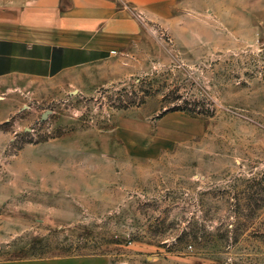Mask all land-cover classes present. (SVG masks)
Wrapping results in <instances>:
<instances>
[{
	"label": "rangeland",
	"instance_id": "obj_1",
	"mask_svg": "<svg viewBox=\"0 0 264 264\" xmlns=\"http://www.w3.org/2000/svg\"><path fill=\"white\" fill-rule=\"evenodd\" d=\"M140 52L0 95V264H264V0H177Z\"/></svg>",
	"mask_w": 264,
	"mask_h": 264
},
{
	"label": "crops",
	"instance_id": "obj_2",
	"mask_svg": "<svg viewBox=\"0 0 264 264\" xmlns=\"http://www.w3.org/2000/svg\"><path fill=\"white\" fill-rule=\"evenodd\" d=\"M176 1L0 0V95L36 82L87 95L123 79L141 53L143 19L169 14ZM14 110L0 101V122Z\"/></svg>",
	"mask_w": 264,
	"mask_h": 264
},
{
	"label": "trees",
	"instance_id": "obj_3",
	"mask_svg": "<svg viewBox=\"0 0 264 264\" xmlns=\"http://www.w3.org/2000/svg\"><path fill=\"white\" fill-rule=\"evenodd\" d=\"M136 84L138 85L137 91L141 92L142 94H140V96L134 97V99L131 98L129 101H126L125 99H122V101L124 102V103H121L122 107H128V106H130L132 104H141L143 102L144 97L149 95L150 92L147 91L148 89H144L145 88L144 87L145 86V81L144 80L140 79ZM160 89H161V87H154L153 86V94H158ZM121 90L122 91H127L126 88H122ZM119 104H117V105L121 106ZM196 113H202V111H198Z\"/></svg>",
	"mask_w": 264,
	"mask_h": 264
},
{
	"label": "built area",
	"instance_id": "obj_4",
	"mask_svg": "<svg viewBox=\"0 0 264 264\" xmlns=\"http://www.w3.org/2000/svg\"><path fill=\"white\" fill-rule=\"evenodd\" d=\"M262 138H263V141H264V129H263V132H262Z\"/></svg>",
	"mask_w": 264,
	"mask_h": 264
}]
</instances>
